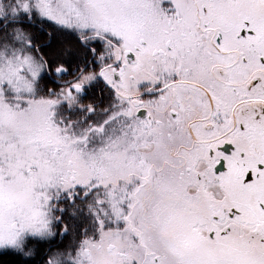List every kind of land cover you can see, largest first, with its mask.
Masks as SVG:
<instances>
[{
    "label": "snow or ice",
    "instance_id": "1",
    "mask_svg": "<svg viewBox=\"0 0 264 264\" xmlns=\"http://www.w3.org/2000/svg\"><path fill=\"white\" fill-rule=\"evenodd\" d=\"M0 264H264V0H0Z\"/></svg>",
    "mask_w": 264,
    "mask_h": 264
}]
</instances>
